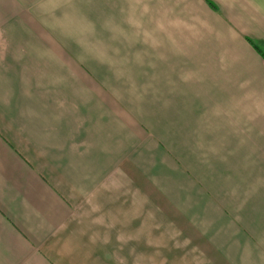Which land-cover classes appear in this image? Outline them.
Returning <instances> with one entry per match:
<instances>
[{"label":"crops","instance_id":"0c3cea01","mask_svg":"<svg viewBox=\"0 0 264 264\" xmlns=\"http://www.w3.org/2000/svg\"><path fill=\"white\" fill-rule=\"evenodd\" d=\"M262 53L264 0H0V264H264Z\"/></svg>","mask_w":264,"mask_h":264},{"label":"trees","instance_id":"16d2710c","mask_svg":"<svg viewBox=\"0 0 264 264\" xmlns=\"http://www.w3.org/2000/svg\"><path fill=\"white\" fill-rule=\"evenodd\" d=\"M254 47H256L255 45H254ZM257 48V47H256ZM262 56L264 57V54L262 53Z\"/></svg>","mask_w":264,"mask_h":264}]
</instances>
